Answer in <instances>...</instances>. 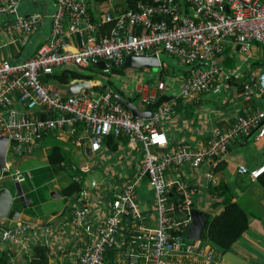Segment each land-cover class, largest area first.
<instances>
[{
    "label": "built area",
    "instance_id": "built-area-1",
    "mask_svg": "<svg viewBox=\"0 0 264 264\" xmlns=\"http://www.w3.org/2000/svg\"><path fill=\"white\" fill-rule=\"evenodd\" d=\"M21 1L0 0V16L12 17L0 34L11 31L24 44L37 30L41 17L18 15ZM131 1L133 9L116 14L102 11L94 22L87 0H54L47 41L23 61H0V138L8 140L0 183H26L28 174L13 164L20 155L31 153L45 134L72 137L92 153L99 151L110 135L125 137L127 146L141 154L138 179L147 173L155 198V224L148 226L139 211L134 182L124 184L109 198L107 215L96 221L91 214V196L98 184L91 182L75 199L69 220L71 229L83 237L77 264H221V255L210 245L186 239L195 188L168 182L165 175L172 166L188 163L197 168L215 162L252 130L258 138L264 136V73L243 83L241 89L245 102L261 96L263 108L236 116L225 133L195 150L181 146L172 151L157 128L173 113L170 104L162 103L149 118L136 120L113 100L110 89L99 92L91 88L63 99L51 92L44 78L74 67L71 70L81 72L101 61L119 68L127 56L163 53L186 65L187 76L179 83L178 97L195 102L204 93L221 91V57L227 41L238 44L243 52L253 45L264 48V0ZM107 22H113L109 32L99 31ZM164 88L163 82L155 88L148 84L134 87L140 102L147 105L154 104L156 91ZM238 173L255 181L264 174V166L240 167ZM208 182L216 183L211 175ZM27 234V226L17 222L2 229L0 239L20 244L25 243Z\"/></svg>",
    "mask_w": 264,
    "mask_h": 264
},
{
    "label": "crops",
    "instance_id": "crops-1",
    "mask_svg": "<svg viewBox=\"0 0 264 264\" xmlns=\"http://www.w3.org/2000/svg\"><path fill=\"white\" fill-rule=\"evenodd\" d=\"M123 1L108 0L96 7L90 0H87L90 6L88 14L94 22H97L102 11L116 14L124 10ZM54 7V0H22L18 15L24 18L33 14L40 15L38 28L25 39L24 44H21L17 35L11 31L0 34V61L17 63L30 58L48 39L49 16ZM11 22V16H0V28ZM66 26L69 27L68 23ZM226 50L227 53H223L221 60L228 58L232 68L224 66L222 68L221 91L215 94L204 93L195 102H185L178 97L179 83L187 76V67L181 62L173 60L174 63H169L171 68H162L163 71L158 75L157 80H151L150 76L145 78L146 81L139 80V84H148L151 88H155L159 82L164 83V90L156 91V95L158 93L164 96L165 103L172 106L173 113L162 119L157 128L165 134L168 150L172 151L181 146L188 150H195L213 137L225 133L236 116L248 113L253 108H263L261 96L254 95L249 103L245 102L241 95V89L243 83H250L260 72L264 73V48L253 45L249 52H243L238 44L227 41ZM134 95L136 94L127 97L132 98ZM138 101L137 104L140 107V98ZM16 109L20 111L19 106H16ZM140 109L142 108L140 107ZM53 145H59L70 155L71 172H75V168L82 171L85 176L84 187L89 186L91 182L98 184L96 192L95 190L92 192L95 194L91 196V214L96 221L103 220L107 215L105 205L109 198L118 194L124 184L134 182L135 203L139 202L136 205L146 224L148 226L155 224L156 214L153 209L155 198L152 187L149 186L146 176L138 179L141 165L139 151L130 149L120 140H114L112 145H108L103 140L100 150L92 153V156H87L85 147L75 142L72 137L48 133L38 140L37 146L31 153L19 156L17 160L32 156L39 161L41 167L46 164L47 153ZM220 159L226 162L223 171H214L216 162L202 164L197 168L184 163L181 166L169 168L165 175L166 180L171 183L193 186L196 190L192 197L193 209L203 211L207 214L208 219L218 215L223 209L221 199L215 198L209 193V175L213 176L216 183L225 182L232 193L233 200L244 207L250 215L248 230L234 246L241 250L247 249L244 252L251 257L254 264H264V256L255 247L253 239L255 233L264 234V175L254 181L247 175L238 173L240 167L250 170L264 166V136L258 138L253 130L246 133L233 142ZM32 169L34 168L30 167L25 172L29 174ZM70 175V181L79 176L75 177L71 173ZM88 178H91L90 182L87 181ZM28 190L27 187L22 186V191L28 192ZM51 191H54L57 196L53 195L51 196L52 200L39 204L42 216L32 218L20 213L19 222L29 223L25 243L16 244L0 239V255H8L9 257H6L10 263L27 264L24 250L31 252L32 246L40 245L46 247L50 264H77L76 254L81 251L80 245L83 237L79 232L78 234L74 232L69 224L75 200H66L59 194L60 190L56 192L50 189L49 193H52ZM145 192H149L153 201L149 211L144 207L146 204ZM173 196L176 198V194ZM29 203L30 200H28ZM53 212H56V215H52ZM37 215L39 216V214ZM6 221L0 220V232L4 229L2 226ZM72 254H74L75 260L71 258ZM31 256L34 257L32 254ZM221 264H229L223 260L222 255Z\"/></svg>",
    "mask_w": 264,
    "mask_h": 264
},
{
    "label": "trees",
    "instance_id": "trees-1",
    "mask_svg": "<svg viewBox=\"0 0 264 264\" xmlns=\"http://www.w3.org/2000/svg\"><path fill=\"white\" fill-rule=\"evenodd\" d=\"M90 1L96 7L108 2V0H90ZM112 1L122 2V0H112ZM123 4L125 5L126 9L134 8V2L131 0H127V2L123 1ZM112 26H113V22H107L105 24H101L98 30L103 33H107L112 28ZM224 52L227 53V50ZM222 66H224L225 68H232L231 67L232 65H230L228 62V58H225L222 61ZM87 69L89 71L90 70L94 71L93 68H87ZM87 69L84 72H78L71 69L56 71L53 74L46 76L44 78V81L48 82L52 79H55L58 80L60 83H67L73 79L93 80L92 75H90V73L87 72ZM162 71L163 70L161 68V73ZM124 73L125 71H122L121 67L119 68L111 67L110 72L104 73L102 71L101 74H104L106 76L114 75L121 77L124 75ZM106 86L110 90H112L115 94H118L124 98L122 90L116 88L112 82L107 81ZM92 89L99 92H104V90L98 85H94ZM138 99H139L138 95H134V97L132 98L127 97L126 100L133 103L134 100L137 101ZM165 102L166 99L164 98V96L157 93L154 104L147 105V104H142L140 102L141 105L140 107L142 109H140L139 106H137V108L140 111H144V110L154 111L159 105ZM114 140H120L124 144L127 143V138L125 137L114 138L112 135L106 137L104 139V142H106L108 145H112ZM46 157L47 159L45 165L32 169L28 174L26 183L31 186L27 194L24 196L25 197L24 201H21L18 197H15V199L13 200L12 209L15 210L16 212L24 213L26 215L31 216L32 218H37L42 216L41 214L42 211L41 208L39 207V204L42 202L52 200V198L48 194L49 193L48 185L50 181L54 178V176L58 174L59 171H63L65 169L68 170L71 174H73V176L75 177L77 175L79 176L77 178H74V180H71L68 184L62 186L60 188L59 194L66 200H72V199L75 200L78 197V195L82 192L84 187L85 176L82 173V171L78 170V168H75V172H71L72 170H70L71 169L70 167L72 166V163H70L71 159L68 153L62 150V148L59 145H53L51 149L48 151ZM215 162H216L214 166L215 172H220L225 169L226 162L224 160L218 159ZM0 188H7L10 191L13 190L12 189L13 187L7 183L1 185ZM209 193L213 197L221 199L223 204V209L218 215L208 219L207 224L203 231L202 241L207 242L212 248L216 250L217 253H219V255H223L227 251H229L248 230L250 223V215L249 212L244 207H241L236 201L233 200L232 193L230 192L225 182L220 181L215 184H210ZM28 200H30L29 204L26 203V201ZM36 213L39 214V216ZM52 215H56V212H53ZM10 223L13 224L10 221H6L2 227L6 228L9 225H11ZM21 223H23L25 226L28 227L29 223L27 222H21ZM30 249H31V254L34 255V257H32L31 254H29L28 256L27 254H25V259L27 260V264H50L48 261V251L46 247L40 245H34ZM6 256L9 257L6 254L0 255V264H12L9 262Z\"/></svg>",
    "mask_w": 264,
    "mask_h": 264
},
{
    "label": "water",
    "instance_id": "water-1",
    "mask_svg": "<svg viewBox=\"0 0 264 264\" xmlns=\"http://www.w3.org/2000/svg\"><path fill=\"white\" fill-rule=\"evenodd\" d=\"M93 67L99 71H110L111 66L105 62H98ZM161 67V62L157 55L149 56H127L121 66L122 71L126 70H152ZM51 92L60 98L66 99L76 95H79L81 91L89 90L94 85L90 80L85 79H73L67 83H60L58 80L52 79L47 82ZM107 92V86L102 87ZM112 98L118 102L124 109L130 112L133 119H146L151 116V110L140 111L136 105L127 101L118 94L112 93ZM7 138H0V169L4 168ZM87 156H92V152L89 148L85 149ZM145 176L148 178L147 173ZM15 197H18L21 201H24L20 186L14 185ZM57 195L55 192L50 193V196ZM15 197L12 196V192L7 188H0V220H7L13 223L19 222L20 213L12 209V203ZM176 214H178L177 203L174 202ZM191 221L186 231V239L193 242H198L203 239V231L207 224L208 217L203 211L192 209L190 212Z\"/></svg>",
    "mask_w": 264,
    "mask_h": 264
},
{
    "label": "rangeland",
    "instance_id": "rangeland-1",
    "mask_svg": "<svg viewBox=\"0 0 264 264\" xmlns=\"http://www.w3.org/2000/svg\"><path fill=\"white\" fill-rule=\"evenodd\" d=\"M158 58L161 62L162 67L157 68V69H152V70H148V69L132 70V69H130V70H126L124 75L121 77L114 76V75L106 76L104 74H101L102 71L99 72V70H97L95 67H89V68H93L94 71H91V70L89 71L87 69V72L90 73V75H92V77H93V80H90V82L93 85H98L102 88V87L107 85V81H110L114 84V86L116 88L122 90L124 98L127 99V96H132L133 94H136L135 89H134L135 85H138L140 83V81H142V80L146 81L145 78H147L149 76L151 77V80H157L156 78L161 73V68H171L169 63H171V62L174 63L173 60H175L174 58H172L166 54H163V53L158 54ZM175 61L179 62L178 60H175ZM74 68H71V69H74ZM84 71H81V72H84ZM106 72L108 73L109 71H105L104 73H106ZM137 103H139L138 100L133 101V104L136 106H138ZM17 161H19V162H17ZM13 167L14 168L17 167L19 170L25 172L30 167H33L34 169L40 167V163L36 158H34L32 156H26V157H23V159H19V160L16 159L15 164H13ZM70 177H71V175H70V172L68 170L65 169L63 171H59L58 174H56L54 176L53 181L52 180L50 181V183L48 185V187H49L48 189L49 190L50 189L55 190L56 192L59 191L62 185H66L70 181ZM87 181L90 182L91 178H88ZM5 183L10 184L13 187L12 188L13 190L11 192H12V196L15 197L16 193L14 191L13 183H11L8 180H4L3 182L0 183V186L4 185ZM23 185L25 187H27L28 189L30 188L31 185H28L27 183H23V184L19 185L21 192H22V195L24 197L27 194V192L22 191ZM53 186H55V189H53ZM51 192H54V191H51ZM48 194L50 196V193H48ZM145 196H146V204L144 207L146 208L147 211H149L151 209L150 206L152 205L151 203L153 201L151 200L149 192H145ZM24 199H25V197H24ZM26 203L28 204V201H26ZM136 203L139 204L138 201H136ZM153 209H154V202H153ZM253 239H254L255 247L264 256V234L263 233H255L253 235ZM78 251H79V249H78ZM244 251H247V249L241 250V249L236 248L234 246L229 251H227L224 255H222L223 260L225 262H228L229 264H254L252 262L251 257L248 254H246ZM28 252H27V256L29 254H31V252H29V253ZM77 254H78V252H77ZM77 254H76V257L78 256ZM71 258L75 260L74 254H72ZM261 263H263V262H261Z\"/></svg>",
    "mask_w": 264,
    "mask_h": 264
},
{
    "label": "flooded vegetation",
    "instance_id": "flooded-vegetation-1",
    "mask_svg": "<svg viewBox=\"0 0 264 264\" xmlns=\"http://www.w3.org/2000/svg\"><path fill=\"white\" fill-rule=\"evenodd\" d=\"M110 72V71H109ZM107 73V72H106Z\"/></svg>",
    "mask_w": 264,
    "mask_h": 264
}]
</instances>
